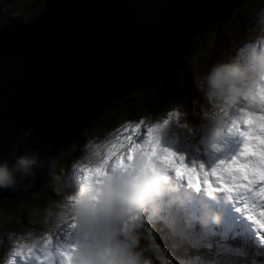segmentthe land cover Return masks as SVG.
Segmentation results:
<instances>
[{"label":"water","instance_id":"water-1","mask_svg":"<svg viewBox=\"0 0 264 264\" xmlns=\"http://www.w3.org/2000/svg\"><path fill=\"white\" fill-rule=\"evenodd\" d=\"M239 1L43 0L0 30V155L17 145L55 158L107 103L182 68L194 39ZM50 172L0 200L43 187Z\"/></svg>","mask_w":264,"mask_h":264},{"label":"rangeland","instance_id":"rangeland-1","mask_svg":"<svg viewBox=\"0 0 264 264\" xmlns=\"http://www.w3.org/2000/svg\"><path fill=\"white\" fill-rule=\"evenodd\" d=\"M4 1L9 2L7 15H4L6 19H12L14 15H17L20 18L19 21H26L29 19L28 15L38 12L34 11V9H36L39 0H0V6ZM241 1L231 9L234 10L236 8L235 12L238 13L239 17L234 15L235 20L228 21L227 27L233 36H231V34L228 35V38L225 39L226 45H224L223 42L224 36L218 35L215 38L211 36L205 38L200 41L201 46L199 45L198 52L195 53V59H193L189 65V67H191L192 84L194 85L193 90L195 92H200L203 97L206 95L204 89L199 86V82L207 76L213 64L218 60H227L235 56L236 50L241 43L254 35L252 28L257 19V13L264 10V0ZM219 32H222V29H220ZM211 40H213V43ZM260 86H264V81L258 82L250 92H255ZM132 92L124 95L123 99ZM123 99L119 100V105H124L126 107L128 103ZM206 101L208 103H206ZM202 102L206 104L201 105L196 98H193L191 104L181 100L174 105L175 107L165 110L162 108V111L155 117L145 115L144 117H124L123 119H119L120 116H117L108 130H97L96 132L88 131L86 138L84 137L79 144H74L76 146L79 145V149L76 151L75 159L71 165H69L68 171L71 173L77 172L73 166L84 155L85 145L95 146V150L98 153V163L96 165H90L89 169L94 170L98 167H102L107 171L109 166H115L117 157H123L126 163L130 150L133 149L136 144L142 145L147 138V128L156 124L163 125L165 119H170L169 124L162 127L156 135L161 136V144L163 147L185 156V164L188 167L181 168L182 174H192L194 180L199 183L201 182L200 190L205 193L206 187L202 186L204 177L197 174L199 171L198 167L196 169L192 168V162L195 161L197 166L202 163L205 168H208L209 165H215L217 160H230L238 156L242 148L243 140L240 136L236 135L234 130L230 131L232 122L242 115L241 109L258 113L260 105L259 101L253 103L251 100L245 99V97H241L234 105L230 106H222L220 103L212 101L207 97H204ZM250 104H252L251 108L249 107ZM106 113L107 112L98 118L99 122L104 118ZM120 113L122 117L123 110L120 111ZM173 113H178L179 115H172ZM217 118L223 119V125L221 128V135L213 139L211 137V131L216 126ZM141 120H143L144 123L141 125L140 130L138 132H133L132 129H135L136 124ZM241 127H243V125H241ZM190 128L194 129V131L190 132ZM125 129H127V131H125ZM129 135L132 136L131 141L126 139ZM205 137L208 138L206 143L203 142ZM136 153H133V155L135 156ZM169 175L171 183L178 189L177 194L183 196L180 197L182 205L181 203L177 205L181 206V209L187 208L188 205L182 200V198H185V201L189 204L187 209L191 210L192 201L196 198V195L193 196L192 190L196 189L191 187L186 180L177 178L174 173H169ZM53 187L56 192L52 193L53 195L49 201L46 200L47 198L45 196L42 197L44 199V205H46L44 208H47V210L30 204L26 205L23 210L18 209V211L13 214L14 217L8 220L9 223L8 221L0 220V239L4 241H13L8 250L12 254H8L2 264H9L10 261L11 264H48L51 261L50 255L53 253L52 246L56 243L55 241L64 244L65 240L58 239L60 238L59 236L63 233L65 234L66 229L74 233L75 229L71 227V225L74 224L73 217L69 215L67 222L57 221V214L62 211L67 214V209H61L58 206L60 203L65 202L67 197L66 194L58 193L60 185ZM177 199H179V197ZM57 200H60V203L57 204ZM164 202L168 203L169 201L165 199ZM187 209L182 212L178 226L175 225L174 222L167 225L171 228V232L177 238L176 240L183 243L178 249L180 253L187 254L186 249L201 250L213 247L217 250L216 254H220L217 253L218 251H222L226 255L237 252L234 247H226L221 244L223 241L217 239L204 227H191L192 222L189 218L194 217V212L187 214ZM49 210L51 214H48ZM164 217L169 218L168 215ZM157 218L162 219L160 213L155 217L149 213H145L144 224L142 227L138 228L140 245L145 244L142 237L149 238L155 232L158 227ZM248 220V222H245L246 232L254 233L252 239L256 241L257 247L263 248L262 255L264 258V229H261L260 225L257 223L258 221L264 222V201L256 213L248 217ZM17 221L21 222L18 224V231L10 230L8 228L12 226L10 222L15 223ZM49 239H51V243L48 244L47 242ZM259 239H263V241L261 242ZM212 240H214L213 243ZM242 240H248L245 232ZM260 243L262 244L260 245ZM74 244L75 242L71 246ZM30 247L33 248L29 250ZM26 251L28 252L24 254ZM143 258L151 261L147 257ZM199 261L205 262V264H219L217 261H214L209 254H204L199 257ZM151 264L154 263L151 261ZM237 264H264V259L255 261L253 257H250L248 258V262L240 260Z\"/></svg>","mask_w":264,"mask_h":264},{"label":"clouds","instance_id":"clouds-1","mask_svg":"<svg viewBox=\"0 0 264 264\" xmlns=\"http://www.w3.org/2000/svg\"><path fill=\"white\" fill-rule=\"evenodd\" d=\"M252 32L254 35L241 43L235 56L218 60L199 82L210 100L222 106L234 105L264 81V10L257 13ZM222 125L223 119L217 118L211 131L213 139L221 135ZM31 132L23 135L30 136ZM97 156L95 146L85 145L84 155L73 166L80 173L78 190L58 205L67 209V214H57V221L67 222L70 215L75 224L76 242L66 256V264H151L140 251L138 228L144 224L145 213L159 215L165 199L182 203L175 198L178 189L169 173L177 175L161 159L137 152L124 166L109 168L96 182L86 175V169L98 163ZM54 164L55 158L42 156L39 149L20 152L13 145L8 155H0V190L32 187L37 170ZM212 222L219 224L220 217L214 216Z\"/></svg>","mask_w":264,"mask_h":264},{"label":"trees","instance_id":"trees-1","mask_svg":"<svg viewBox=\"0 0 264 264\" xmlns=\"http://www.w3.org/2000/svg\"><path fill=\"white\" fill-rule=\"evenodd\" d=\"M41 1L42 0H39V3L34 11H39L42 5ZM8 5L9 2L4 1L0 6V30H2L5 26L13 23L14 21H18L20 19L17 15H14L12 19L5 18L4 15H7ZM235 10L236 8L227 13V15L224 16L218 23H216L215 21L212 22L210 26L204 29L194 39L187 55L185 56L182 68L175 70L170 75L161 77L159 81H154L144 87L135 89L124 99H119H123L128 103L126 107L124 105H119V100L110 101L109 103H107L103 108L101 114L90 123L88 129L82 131L81 135L73 140L72 143L58 152L55 158L54 167L51 168L50 179L48 180V183L46 185L29 194L11 199L0 200V220L8 221L9 219L14 217L13 214L18 211V209L23 210L26 205L30 204L47 210V208H44L46 207V205H44V199L42 197L45 196L47 198L46 200L49 201V199L53 195L52 193L56 192L53 186L61 185L56 175L62 174L63 172H65L67 166L71 165L79 146H76L74 144H79V142L83 140L84 137L86 138L88 131L96 132L97 130H108V128L114 122L113 120H115L117 116H120L119 119H123L124 117H144L145 115L155 117L162 111V108H164L165 110L167 108L175 107L174 105L181 100L188 102V104H191L193 98H196V100L198 99L201 105L208 103L207 101L206 103L202 102L203 98L206 96L203 97L200 92H195L193 90L194 85L192 84V74L190 71L191 67H189V65L193 61V59H195V53L198 52L199 45L201 46L200 41L204 40L205 38L209 36L215 38L218 35L224 36L223 42L224 45H226L225 39L228 38V35L231 34V36H233V34L228 30V21L235 20L234 15L236 17H239L238 13L235 12ZM32 15H34V13L28 15V17L30 18V16ZM220 29H222V32H219ZM211 42L213 43V40H211ZM122 110L123 116L121 117L120 111ZM105 112L107 113L99 122L98 118ZM56 202L58 204L60 203V200H57ZM19 223L21 222H10V225L12 226H9L8 228L10 230L18 231L17 227ZM157 225L158 227L156 228L155 232L149 238L142 237L145 244L140 245L142 256L152 260L154 264H205V262L203 263L199 261V257L204 254H209L210 257L214 261H217L219 264H237V262H239L240 260L248 262V258L250 257H253L255 261L264 259L261 248L254 249L253 246H251V248L246 247L245 244H239V242L236 243L237 252L227 255L222 253V251H218L220 254H216L214 252L216 251L214 247L201 250L186 249L187 254H182L178 251V249L181 247V245H183V243L181 241H177V238L171 235L167 227L163 226V228L161 227L162 225ZM12 243L13 241L11 240L4 241L0 239V262L4 257L6 251L9 250ZM252 251H254L255 253H253Z\"/></svg>","mask_w":264,"mask_h":264},{"label":"snow or ice","instance_id":"snow-or-ice-1","mask_svg":"<svg viewBox=\"0 0 264 264\" xmlns=\"http://www.w3.org/2000/svg\"><path fill=\"white\" fill-rule=\"evenodd\" d=\"M245 99L251 100L253 103L259 101L260 109L258 113L250 110L246 111L241 109L242 115L232 122L230 131H235L236 135L240 136L243 140L242 148L238 156L233 157L231 160H220L215 167L209 172L205 171V166L201 163L197 166L195 161L192 162V168L198 167V175L204 177L203 185L207 188L208 192H236L237 189H243L245 192H255L259 188L258 195L264 197V86H260L255 92H250ZM252 107V104L249 105ZM172 115L178 116V113ZM170 119H165L163 125L156 124L147 128V138L143 144H136L130 150L127 161L134 157L133 153L147 152L159 159H161L166 166L170 167L177 175L178 178L184 179L188 184L196 190L201 189V184L194 180L192 174H182L181 168H187L185 164V156L172 151L169 148L163 147L161 144V136L156 135L162 127L167 126ZM144 123L141 120L136 124L133 132H138L141 125ZM243 125V127H241ZM127 131V129H125ZM119 139V137H118ZM128 141L132 140V136L126 137ZM125 165L123 157H117L114 167H121ZM106 170L102 167L96 169H86V175L96 182L99 178L106 174ZM209 175L216 176L220 181L219 188H213L209 183L207 177ZM239 202V200H238ZM261 229H264V222L258 221ZM75 228V224L71 225ZM51 243V239L48 240ZM74 249V246H73Z\"/></svg>","mask_w":264,"mask_h":264},{"label":"flooded vegetation","instance_id":"flooded-vegetation-1","mask_svg":"<svg viewBox=\"0 0 264 264\" xmlns=\"http://www.w3.org/2000/svg\"><path fill=\"white\" fill-rule=\"evenodd\" d=\"M78 149H79V146H78Z\"/></svg>","mask_w":264,"mask_h":264},{"label":"bare ground","instance_id":"bare-ground-1","mask_svg":"<svg viewBox=\"0 0 264 264\" xmlns=\"http://www.w3.org/2000/svg\"><path fill=\"white\" fill-rule=\"evenodd\" d=\"M240 115V114H239ZM241 116V115H240Z\"/></svg>","mask_w":264,"mask_h":264}]
</instances>
